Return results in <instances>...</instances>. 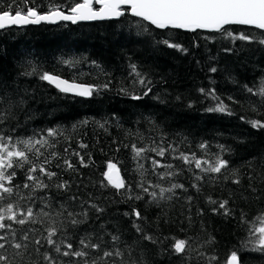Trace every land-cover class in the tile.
<instances>
[{"label": "trees", "instance_id": "trees-1", "mask_svg": "<svg viewBox=\"0 0 264 264\" xmlns=\"http://www.w3.org/2000/svg\"><path fill=\"white\" fill-rule=\"evenodd\" d=\"M10 2L0 0V7L7 10ZM77 2L82 0H29L41 13L55 5L70 7ZM68 7L61 10L67 13ZM125 12L118 20L76 25L62 22L0 31V95L12 102L14 116L4 125L5 132L14 127V134L19 137L49 128L61 133L51 138L54 147L45 153H58V159L49 156L51 164L47 166L57 177L52 181L45 178L44 182L49 184L47 190L30 192L21 188L20 195L25 199L14 198L15 210L31 206L26 199L29 195L36 199L37 205L43 197L53 206L65 204L76 212L83 210V204L88 212L87 222L68 231L74 248H78V238L87 234L98 233L106 242L110 240L109 234H115L121 238L122 249L125 244L133 249L131 258L139 264H208L198 253L217 257L212 264H226L232 251L241 254L242 264H264V254L241 248V242L248 239L249 227L241 222L242 213L248 221L264 214V129H254L247 123L250 119L264 121V103L261 97L245 90L247 86L255 91L264 80V45L256 40L233 39L224 31L160 30L132 16L128 9ZM226 28L234 35L243 33L257 40L264 39L262 30L257 28L241 25ZM153 37L168 39L182 45L186 51L154 44ZM64 60L79 63L69 68L62 63ZM133 64L152 82V92L140 100L120 91L124 88L134 95L143 94L140 85L133 86L135 76L130 74ZM34 67L82 84L103 85L109 81L111 84L99 95L83 98L62 93L37 75H25ZM212 67L217 71L211 72ZM201 88L215 89L216 95L234 114L206 111L215 106V101L201 93ZM228 97L238 103L229 101ZM252 106L257 111L254 112ZM85 120L87 124L82 123ZM162 138L165 148L172 144L179 152L195 153L198 157L201 156L198 145L204 141L210 146L209 158L220 152L217 145H224L228 151L223 153V158L229 160L232 169L238 170L241 182L234 184L231 178L225 180L214 173L196 182L193 172L199 170L189 171L188 166L167 153L162 158L153 152L134 158L132 144L150 147L154 146V141L159 144ZM79 157H83V163ZM150 158L173 164L181 175L159 179L153 174ZM65 160L70 161L73 168H67ZM109 162L117 165L126 186H131L130 191L107 184L103 174ZM249 162H252L251 167ZM140 164L146 186L149 181L164 188L180 183L186 191L176 189L171 200H161L159 205L150 203V198L137 186L142 180L138 171ZM27 167L25 165V169ZM155 171L165 170L157 168ZM64 181L68 182V189L54 187ZM24 182L25 170H18L13 183L23 185ZM194 182L199 183V192L191 186ZM130 195L144 198L129 199ZM208 197L217 202L228 200L230 214L224 215L222 209L213 211L218 204L209 203ZM8 202L4 201L0 207ZM90 204L98 205L103 211L97 213L88 207ZM133 209L140 210L145 218L135 222L153 236L155 243L143 240L135 231ZM5 222L17 230L35 229L37 238L46 235L45 229L49 226L47 220L43 224L30 222L23 226L14 221ZM56 226L59 227V222ZM4 231L0 230V234ZM172 238L189 240L192 251L178 256L173 252ZM47 247L40 251L44 252ZM29 259L37 257L26 255L24 264H28ZM60 259L68 264V257ZM125 259H129L127 252Z\"/></svg>", "mask_w": 264, "mask_h": 264}, {"label": "snow or ice", "instance_id": "snow-or-ice-1", "mask_svg": "<svg viewBox=\"0 0 264 264\" xmlns=\"http://www.w3.org/2000/svg\"><path fill=\"white\" fill-rule=\"evenodd\" d=\"M21 4L23 7H20ZM126 6L130 8L133 16L150 22L151 25L156 26L158 29L173 28L191 31L210 29L224 31L233 39L256 40L264 45V39L257 40V37L243 33L234 35L225 27L232 24L254 26L262 30V34H264V0H82V2H77L70 7L67 5H55L44 13L31 6L29 0H11L7 5V10L4 7H0V29L13 25L39 24L41 21L54 23L62 20L76 23L78 21L115 19L125 16ZM62 7H68L67 13L61 10ZM143 32H147V29H143ZM148 35L151 36V33H148ZM152 43L186 51L182 45L172 43L168 39L156 40L153 37ZM226 51L230 50L226 49ZM62 63L71 68L79 62L64 60ZM130 67V74L135 76V80L132 82L133 86L140 85L144 89L143 94L142 96L134 95L127 92L124 88H121L120 91L126 95H131L132 99L140 100L152 92V82L137 69L135 64ZM210 71L216 72L217 69L212 67ZM25 75H37L40 80L55 86L62 93L73 94L83 98H91L94 94L99 95L102 90H108L111 84L110 81L103 85L70 82L59 75L48 71H40L35 67L31 72H26ZM245 90L252 95L261 97V103H264V80L260 82L259 87L255 91L247 86H245ZM199 91L215 101V106L206 109V111L226 113L227 115L234 114L232 109L216 95L215 89L205 91V89L201 88ZM155 98L159 99V97ZM228 100L238 103L232 97H228ZM12 107V102L6 99L5 96L0 95V204L4 201H10L0 207V230H5L3 234H0V264H14V261L17 264H24L26 255L28 257L33 255L37 257L35 260L29 259L28 264H64L60 257H68V264H139L136 259L131 258L133 249L127 244L122 249L120 247L121 238L115 234H109L110 240L108 242L98 233L87 234L78 238V248H74L73 243L69 242L71 237H69L68 231L69 229H76L80 224L87 222L88 212L83 204H81L83 210L76 212L65 204L57 203L53 206V203L47 202L43 197L40 198L41 204L37 205L36 199L29 195L26 199L31 206L21 208L19 211L15 210L17 203L12 202L14 198L25 199V197L20 195L21 188L29 189L30 192L47 190L49 184L44 182L45 178L52 181L54 177H57V173L49 171L47 166L51 164V159H58V153L54 151L49 152L47 155L45 153L49 148L54 147L50 143L51 138L57 137L61 133L58 129L49 128L41 133L19 137L14 134V127L6 133L4 125L14 119ZM252 110L254 112L257 111L255 106H252ZM241 119H244V117H241ZM82 123L87 124L88 121L85 120ZM247 123L254 129H264V121L262 120L250 119L247 120ZM99 126L101 128L104 127L103 124ZM163 143L162 138L159 144H155L154 141V146L150 147H137L136 144H132L131 148L135 154L134 158L143 157L146 152H153L157 157L162 158L167 153L172 159H178L188 166L189 171H192L193 168L199 170L198 172H193V178L196 182L204 181L208 174L213 173L220 174L225 180L231 178L234 184L241 182L238 170L232 169L229 160L223 158V153L228 151L224 145H217L220 152L211 154L214 158H209L210 146L207 141L198 145L201 150V156L199 157L195 153L179 152L178 148L172 144L165 148ZM81 147L87 146L81 145ZM41 149H44V151ZM76 155L79 154L77 153ZM49 156L51 159H49ZM79 159L83 163V157H79ZM150 159L153 174L159 179H170L181 175V171L173 164L161 163L159 159L155 158ZM64 164L69 169L73 168V165L68 160H65ZM25 165L28 166L27 169H25ZM251 166L252 162H249V167ZM157 168H162L165 171L156 172ZM18 170H25V182L23 185L13 183ZM138 171H140L142 180L137 186L143 194L150 198V203L154 202L159 205L161 200H171L173 195H175L176 189L186 191L184 184L180 183H171L170 187L164 188L159 183L151 184L149 181L147 182L148 186H146L143 181L144 171L142 164L138 166ZM103 175L108 185L118 190L125 189V191H130L131 186H126L116 164L109 162L107 171ZM208 178L211 179L210 176ZM191 186L197 192L200 191L199 183L194 182ZM54 187L66 190L69 184L64 181L55 184ZM251 191L254 192L255 189H251ZM166 193L169 195H165ZM143 198L142 195L129 196V199L135 200ZM71 199L75 201L76 197ZM188 200L191 201V197H188ZM208 202L218 204V208H214L213 211L222 209L224 215L230 214V209L227 207L228 200L217 202L208 197ZM88 207L95 209L97 213L103 211L96 204H90ZM34 208L37 210L34 211ZM125 215L129 214L125 213ZM131 215L134 218L133 227L135 231L142 236L143 240L155 243L153 236L144 232L141 225L135 222L145 219L142 217L140 210L133 209ZM6 220L14 221L21 226L30 222L43 224L47 220L49 226L45 229L46 235L42 238H37L35 229H13L12 224L6 223ZM57 222H59V227L56 226ZM241 222L249 226L248 239L241 242V248L245 251L264 254V214L257 216L252 221H248L242 213ZM18 232L20 233L19 235ZM172 239L174 240L172 245L173 252L178 256L180 254H185L186 256L187 252L192 251L189 240ZM45 245L48 247L44 252H41L40 249L45 248ZM126 252L129 256L127 260L125 259ZM198 255L206 259L208 264H212L213 261L218 259L215 256H207L204 253H198ZM226 264H242L241 254L238 251H232L227 257Z\"/></svg>", "mask_w": 264, "mask_h": 264}, {"label": "water", "instance_id": "water-1", "mask_svg": "<svg viewBox=\"0 0 264 264\" xmlns=\"http://www.w3.org/2000/svg\"><path fill=\"white\" fill-rule=\"evenodd\" d=\"M125 9H128L129 11H130V8L129 7H125ZM131 13V12H130ZM132 15V14H131ZM133 16V15H132ZM135 17V16H134ZM139 18V17H138ZM118 19H120V18H115V19H108V20H118ZM108 20H95V21H78V22H76V23H73L72 21H62V20H58V21H56V22H54V23H52V22H48V21H41L39 24H29V25H13V26H8V27H6V28H4V29H7V28H12V27H19V28H21V27H28V26H31V25H41V24H48V25H57V24H60V23H62V22H64V23H71V24H73V25H76V24H79V23H93V22H100V21H108ZM147 23H149L150 24V22H148V21H146ZM232 25H239V24H232ZM152 26H154V25H152ZM227 26H230V25H226L225 27H227ZM241 26H246V27H253V28H255L254 26H248V25H241ZM155 28H156V26H154ZM4 29H0V31H2V30H4ZM158 29V28H157ZM171 29H173V28H171ZM160 30H165V29H160ZM177 30H181V31H185V32H195V31H204V32H218V31H214V30H210V29H197V30H195V31H191V30H186V29H177ZM64 79V78H63ZM70 82H72V81H70ZM78 83V82H77ZM73 95V94H72ZM119 174H120V176H121V173H120V171H119ZM122 177V176H121Z\"/></svg>", "mask_w": 264, "mask_h": 264}, {"label": "flooded vegetation", "instance_id": "flooded-vegetation-1", "mask_svg": "<svg viewBox=\"0 0 264 264\" xmlns=\"http://www.w3.org/2000/svg\"><path fill=\"white\" fill-rule=\"evenodd\" d=\"M98 6V5H97ZM99 7V6H98Z\"/></svg>", "mask_w": 264, "mask_h": 264}]
</instances>
